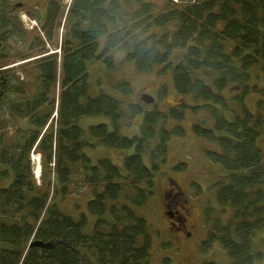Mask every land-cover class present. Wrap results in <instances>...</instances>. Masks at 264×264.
<instances>
[{
	"label": "trees",
	"instance_id": "trees-1",
	"mask_svg": "<svg viewBox=\"0 0 264 264\" xmlns=\"http://www.w3.org/2000/svg\"><path fill=\"white\" fill-rule=\"evenodd\" d=\"M21 1L0 0V180L12 176L0 188V264H90L81 250L95 251L97 264H149L148 227L130 206H144L153 196L154 173L167 162L168 142L185 135L182 127L168 130L165 124L184 120L189 107L147 111L142 101L123 108L104 93L90 97L88 64L114 69L112 51L123 53L141 75L172 70L178 96L192 94L201 102L192 112L202 111L213 123V129L195 124L193 131L219 147L207 156L226 175L212 187L221 214L225 208L232 212L221 222L211 218L212 208L205 209L201 251L219 243L230 264L264 263V252L252 249L254 236L264 231V87L250 85L253 68L264 73V0H71L63 24L62 0H51L32 37L13 14L25 7ZM58 25L64 28L59 52L50 51L46 46ZM20 59L26 61L14 65ZM30 70L33 94L17 75L27 78ZM115 89L126 97L133 93L125 81ZM166 91L162 87L158 98ZM251 92L260 95L255 113L245 105ZM140 115L139 134L122 136L120 123L130 126ZM95 117L110 119L113 129L92 125L91 138L107 148L133 150L121 168L107 159L93 165L84 153L92 145L78 122ZM19 120L28 128L16 125ZM32 152L41 157L39 186ZM85 189L86 212L96 217L88 234L86 215L75 220L60 207L63 198Z\"/></svg>",
	"mask_w": 264,
	"mask_h": 264
},
{
	"label": "rangeland",
	"instance_id": "rangeland-1",
	"mask_svg": "<svg viewBox=\"0 0 264 264\" xmlns=\"http://www.w3.org/2000/svg\"><path fill=\"white\" fill-rule=\"evenodd\" d=\"M48 1L51 0H22L21 3L25 7L21 6L17 10H13V14L18 17L23 27L30 32L28 34L30 37L38 33L40 25L39 18L42 13H45ZM70 2L71 0H62L61 2L62 12L59 17L61 24L64 23L66 9ZM29 11L32 12V16L27 14ZM21 14L24 15V19H28L27 21L32 24L30 25L22 19ZM63 33L64 28L58 25L52 43L47 45L46 48L50 51L55 50L59 52V43ZM99 42V52H101L104 45V38H101ZM109 56L114 61V69L107 68L102 62L88 64V94L90 97L94 98L100 93H104L122 101V107L125 108L128 103L139 104L141 102V95L146 93L155 98L153 104L145 105L146 107L144 108L147 111L157 109L162 112H169L170 109L176 108L183 103L189 107L184 110V120H169L165 124V128L168 130L176 126L182 127L185 130V135L183 137H172L168 142L167 162L161 166L158 172L154 173L153 196L144 206H130L138 217L145 220L148 227V233L151 237L149 264H230L226 253L220 247L219 243H215L205 253L201 251V244L205 240L208 231L203 218L205 209L207 207L212 208L211 218H219L221 222H225L230 212H232L230 208H225L226 212L221 214V209L215 202L216 188L212 186L218 181L221 182L226 174L219 164L213 163L209 159L207 152L219 151V147L213 142L198 137L193 131L195 124H202L209 129H213V123L205 113L202 111L192 112L191 110V108L199 105L201 102L196 100L192 94L183 95L182 98L178 96L172 84V70H167L163 76H158L157 72L161 68H155L152 73L141 75L135 71L132 63L125 60L123 53L112 51ZM24 61L26 60H16L14 65L23 63ZM29 72L31 75L27 78L21 72H18L17 75L25 82H28L31 94H33L36 79L33 76L32 70ZM250 73L252 75L250 85L263 88L264 73H259L255 68ZM122 81L127 82L133 89L130 97L124 96L115 89V85ZM164 86L167 87V91L163 98L159 99L157 94ZM234 89V87L231 88L229 92L232 93ZM223 95H226L225 92ZM259 98L260 95L254 92H251L245 98L246 108L251 113L257 111L256 103ZM226 117L232 119L231 116ZM142 120L143 115H140L131 122L130 126H127V123H130V121L121 122L119 133L128 138L138 135ZM101 123L109 124L111 130L113 129L110 119L107 118L95 117L81 118L79 120L78 125L83 130L84 141L92 145L85 147L84 153L87 154L93 165L99 160L107 159L113 165L121 168L123 160L133 154V150L107 148L100 145L97 140L91 138L89 127ZM16 125L21 128H28V124L25 121L19 120ZM8 139L9 135L6 133V140ZM36 155L34 153L32 156L33 159H36ZM143 160L149 165L148 152H145L143 155ZM34 162V166L37 165V167H34V180L36 185L39 186L43 175L41 158L40 160L37 158ZM179 165H185L186 168L184 170H177ZM11 181L12 176L8 180H0V188L8 186ZM171 184L177 188V194L181 195L176 199L177 204L179 205L187 200V205L190 208V213L187 216L189 226L187 229L189 232L184 234V236L177 233L178 231L170 229L166 216L165 202ZM89 199L90 189H85L78 194L66 196L60 204L62 211L67 213V215L69 214L75 220L79 219L80 214L87 216V225L84 228V232L87 234L93 231L96 222V217L88 215L86 212L85 203ZM263 242L264 231L256 233L252 240L253 251L264 252ZM0 247L2 246L0 245ZM84 254H86L87 262L97 264L95 251L81 250V255ZM255 264L264 263L257 262Z\"/></svg>",
	"mask_w": 264,
	"mask_h": 264
},
{
	"label": "flooded vegetation",
	"instance_id": "flooded-vegetation-1",
	"mask_svg": "<svg viewBox=\"0 0 264 264\" xmlns=\"http://www.w3.org/2000/svg\"><path fill=\"white\" fill-rule=\"evenodd\" d=\"M177 192V188L171 184L169 186L165 202L166 216L170 229L178 231L177 233L184 236V234L189 232L187 229V227H189L187 223V216L190 213V208L187 205V200L179 205L177 204L176 199L181 196L178 195Z\"/></svg>",
	"mask_w": 264,
	"mask_h": 264
},
{
	"label": "water",
	"instance_id": "water-1",
	"mask_svg": "<svg viewBox=\"0 0 264 264\" xmlns=\"http://www.w3.org/2000/svg\"><path fill=\"white\" fill-rule=\"evenodd\" d=\"M183 1H186V2H189L190 0H183ZM141 100L145 103V104H152L154 102V98L149 96V95H142L141 96ZM33 245H39V246H42L40 243H34V244H31V246Z\"/></svg>",
	"mask_w": 264,
	"mask_h": 264
},
{
	"label": "bare ground",
	"instance_id": "bare-ground-1",
	"mask_svg": "<svg viewBox=\"0 0 264 264\" xmlns=\"http://www.w3.org/2000/svg\"><path fill=\"white\" fill-rule=\"evenodd\" d=\"M190 1H191V0H190ZM190 1H189V2H190ZM21 15H22V19H24V18H23V17H24V15H23V14H21ZM25 17H26V16H25ZM15 20H16V19H15ZM24 20H25V21H27L28 19H26V18H25ZM27 23H29L30 25L32 24V23H30V22H28V21H27ZM55 114H56V112H54V115H55ZM34 167H37V165H36V166H34Z\"/></svg>",
	"mask_w": 264,
	"mask_h": 264
}]
</instances>
